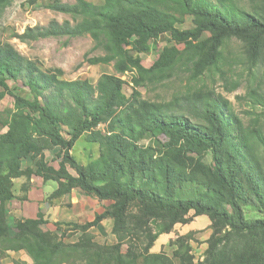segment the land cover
I'll use <instances>...</instances> for the list:
<instances>
[{
  "label": "trees",
  "instance_id": "obj_1",
  "mask_svg": "<svg viewBox=\"0 0 264 264\" xmlns=\"http://www.w3.org/2000/svg\"><path fill=\"white\" fill-rule=\"evenodd\" d=\"M12 2L0 0V16ZM258 4L250 12L235 0H54L47 8L70 14L74 22L53 19L16 35L27 44L90 36L93 50L104 54L85 58L91 65L112 63L118 73H103L96 83L65 79L59 68L43 70L0 40V100L7 94L14 98L13 107L0 110V258L24 250L33 262L15 259V264H174L151 247L160 234L189 222L194 211L212 222L204 264H264L261 115L247 124L228 98L197 84L217 73L227 79L223 46L231 38L244 43L249 75L256 82L254 68L264 58V0ZM186 15L195 26L181 30L177 24ZM164 33L175 45L165 46L146 67L142 54ZM180 72L193 83L186 93L171 100L142 97L139 88ZM125 73L132 74L129 96ZM11 82L23 83L30 97L15 94ZM235 83L232 90L239 79ZM248 95L250 105L264 109V79ZM84 134L100 148L85 165L71 153ZM56 148L57 168L46 157ZM24 159H32L36 169H23ZM32 173L58 183L50 199L79 189L111 203L92 221L56 222V230L44 229L43 213L10 222L4 203L16 196L14 180ZM247 210L258 216L248 217ZM105 218L114 221L116 243H100L91 232ZM63 225L81 233L79 238L66 241L65 232L60 234ZM140 233L145 246L126 242Z\"/></svg>",
  "mask_w": 264,
  "mask_h": 264
},
{
  "label": "rangeland",
  "instance_id": "obj_2",
  "mask_svg": "<svg viewBox=\"0 0 264 264\" xmlns=\"http://www.w3.org/2000/svg\"><path fill=\"white\" fill-rule=\"evenodd\" d=\"M53 1L13 0L11 5L7 6L0 16V40L11 43L25 57L36 61L43 70L62 69L64 71L63 78L65 79H85L96 83L103 73H117L112 63L91 65L85 58L87 53L89 58L104 54L102 50H93L94 41L88 35L71 38L67 36L46 38L32 41L29 44L22 42L16 37L17 34L23 33L28 26L47 25L53 19L60 22L65 20L74 22L70 14L47 8V5ZM62 1L74 3V0ZM89 1L95 4L104 2V0ZM235 1L239 6L250 12L256 8L255 6L259 5L258 3L262 2V0ZM194 26L191 15H186L185 21L177 24V27L181 30L192 29ZM167 45H175L171 40L170 33H164L157 40L151 41L149 51L142 54L143 64L146 67H150ZM223 52L229 59L224 68L227 72V79L222 78L220 73H217L214 76H204V80L199 81L197 84L200 86L206 85L207 88L213 89L228 98L233 103L236 112L247 124L255 123L256 120L254 119L261 115L260 123L264 126V109L261 106L254 108L250 105V97L248 95L251 86L254 87L261 79H264V58L257 68H254L257 72V79L256 82L253 81L252 83L253 77L250 78L247 68L244 43L237 38H231L223 46ZM187 75L188 73L180 72L162 83H149L148 86L141 87L139 90L142 92V97L148 100H171L177 94L186 93L189 87L193 85V83L189 82ZM131 77V73L122 75V78L126 81L124 92L128 96L133 91V84L130 82ZM238 79L240 81L239 86L232 90ZM11 87L15 94L30 97L29 89L23 83L11 82ZM13 106L14 98L10 94L0 100V110ZM100 129H103V126ZM145 143H148V140ZM58 151L59 148L46 151L47 160L56 167H58L60 160L57 154ZM71 153L78 162L85 165L99 156L100 148L98 143L89 142L87 134H84L77 141ZM206 161L208 164L211 163L210 155L206 157ZM69 169L76 174L73 168L69 167ZM133 211L137 212L138 206H134ZM247 211L248 217L258 216L254 211ZM189 217L191 218L189 222L177 223L170 232L160 234L151 247V252L167 254L174 264H204L210 247L209 239L213 235L212 222L207 215H194V211L189 213ZM111 221L113 226V219ZM10 222H13V219ZM44 226V229H48V226ZM62 227L63 230L60 234L65 232L66 241L74 242L81 235L69 225H63ZM152 227L157 230L154 223ZM94 235L96 241L100 243L113 244L118 241L117 237L115 239L112 234L106 237L97 233ZM131 241L136 242L139 247L145 246L147 242L145 235L142 233L126 238L127 243ZM12 260L14 262L13 257Z\"/></svg>",
  "mask_w": 264,
  "mask_h": 264
},
{
  "label": "crops",
  "instance_id": "obj_3",
  "mask_svg": "<svg viewBox=\"0 0 264 264\" xmlns=\"http://www.w3.org/2000/svg\"><path fill=\"white\" fill-rule=\"evenodd\" d=\"M53 166L55 165L53 164ZM22 168L35 170V162L32 159H24ZM57 188L58 183L56 181H45L42 176L35 173H32L29 178L22 176L15 179L14 191L16 196L4 203L9 219L21 217L36 219L40 213H43L48 221L46 224L48 230H56V222L84 223L92 221L97 214L103 213L111 203L107 200H100L95 195L86 194L79 189H73L68 194L50 199L51 194ZM111 220L105 218L99 226L93 227L91 232L101 234L104 237L112 234L116 239L112 233ZM12 257L14 260L33 262L31 256L26 251L21 250L9 252L7 257L0 258V264H14Z\"/></svg>",
  "mask_w": 264,
  "mask_h": 264
}]
</instances>
